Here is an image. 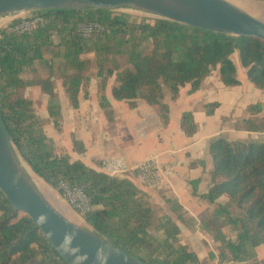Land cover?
Listing matches in <instances>:
<instances>
[{
    "label": "trees",
    "instance_id": "16d2710c",
    "mask_svg": "<svg viewBox=\"0 0 264 264\" xmlns=\"http://www.w3.org/2000/svg\"><path fill=\"white\" fill-rule=\"evenodd\" d=\"M35 12L44 19V24L31 31L13 30L22 18H15L0 28V118L14 150L43 186L55 187L59 179L85 186L96 209L84 217H75L84 228L145 264H201L198 255L180 242L181 230L175 220L160 212L149 195L130 179L109 176L55 146L34 111L33 101L26 95L31 84L22 75L35 62L43 66L46 74L41 80V91L47 96V110L54 127L61 130L60 96L52 66L44 57V48L53 43V36L57 35L60 40L61 85L73 107L78 106L81 90L87 96L91 81L87 74L89 62L83 55L90 52L117 55L126 50L130 66L123 70L108 68L105 72L103 65L98 64L100 107L112 117L105 90L108 79L114 75V99L128 100L130 107H135L140 99L145 100L159 108L166 124L169 106L163 101L165 90L170 91L174 100L186 84L191 85L190 92H195L218 65L222 80L236 85L239 80L232 59L236 51L248 79L264 89V40L167 19L135 18L129 13L108 9ZM80 22H99L108 32L83 37L77 32ZM145 41L152 46L148 53L142 51ZM213 107L214 104L209 107L210 112ZM256 108L260 107L250 106V111ZM180 125L187 135L196 132L191 111L183 112ZM240 127L261 130L264 122L256 124L246 120ZM74 145L78 153L85 151L81 140L74 138ZM209 152L213 161L212 185L203 197L215 203L225 196L227 202L217 203L212 217L202 224L230 252L231 260L227 264H260L256 247L264 245V140L241 142L219 137L211 141ZM47 192L54 200L51 191ZM191 193L197 194L194 189ZM165 201L173 213L182 217L183 207L177 200L165 198ZM54 202L65 211L64 204ZM224 225L232 227L234 238L225 235ZM209 255L215 256L212 251ZM0 264H70L33 219L16 209L1 189Z\"/></svg>",
    "mask_w": 264,
    "mask_h": 264
},
{
    "label": "crops",
    "instance_id": "0c3cea01",
    "mask_svg": "<svg viewBox=\"0 0 264 264\" xmlns=\"http://www.w3.org/2000/svg\"><path fill=\"white\" fill-rule=\"evenodd\" d=\"M232 59L239 80L236 85H228L222 80L218 65L195 92H190L191 85L186 84L180 88L179 97L174 100L170 91L165 90L163 101L169 106L166 124L160 117L159 108L145 100L140 99L135 107H130L128 100L114 99L112 87L115 80L107 84L105 90L113 110L112 117H108L99 105L98 79L91 78L87 96H84L83 90L80 91L77 107L71 106L59 81L60 84L56 85L61 103V130L54 127L49 117L47 96L39 85L28 86L27 97L39 109L37 113L46 122L44 128L55 146L90 167L102 171L101 163L97 162L111 157H122L132 166L150 156L155 157L166 172V178L159 184H146L134 171L124 177L147 193L160 212L175 220L181 230L180 242L198 255L201 264H227L231 260L230 252L222 250L227 258L222 261L219 255L221 243L214 240L211 232L202 224L212 217L217 203L227 202L225 196L215 203L203 197L212 185L213 161L209 145L219 137L241 142L264 140V128L247 130L240 127L246 120H253L256 124L264 122V89L256 87L248 79L237 51ZM212 104L214 107L210 112ZM253 105L260 108L252 112L250 106ZM188 111L193 113L197 125L192 135H187L180 125L183 112ZM74 138L83 142V153L77 152ZM192 189L196 195H192ZM165 198L177 200L182 205V217L172 212ZM56 199L60 204L64 203L60 196ZM222 231L227 237H235L230 232V226H224ZM209 251L214 253L213 258ZM256 255L260 264H264V245L256 247Z\"/></svg>",
    "mask_w": 264,
    "mask_h": 264
},
{
    "label": "water",
    "instance_id": "95a60500",
    "mask_svg": "<svg viewBox=\"0 0 264 264\" xmlns=\"http://www.w3.org/2000/svg\"><path fill=\"white\" fill-rule=\"evenodd\" d=\"M131 7L152 17L264 40V21L229 0H0V16L32 10ZM0 189L70 264H145L79 225L25 172L0 118Z\"/></svg>",
    "mask_w": 264,
    "mask_h": 264
},
{
    "label": "rangeland",
    "instance_id": "374dc122",
    "mask_svg": "<svg viewBox=\"0 0 264 264\" xmlns=\"http://www.w3.org/2000/svg\"><path fill=\"white\" fill-rule=\"evenodd\" d=\"M230 1L232 3L240 6L242 9H244L248 13L252 14L253 16L259 18L262 21H264V0H230ZM115 10L117 12L129 13L135 18H138V17H141V16L152 17L151 15H149V14H147V13L141 11V10L134 9V8H131V7H121V8L115 9ZM34 15H37L35 10L22 11L20 13H11V14L9 13V14L1 15L0 16V28L2 26L6 25L7 23H9L10 21H12L15 18L27 19V18H30V17H32ZM52 40H53L52 41L53 43L50 46L44 48V57L48 61V64L52 66V69H53V72H54V83H55V86L58 87V85H56V84H60V82H62L61 71L59 69V65H60V63L62 61V57L60 56V54L62 53V50L60 49L59 37L57 35H54ZM151 48H152V46L150 45V43L148 41H145L143 43L142 51L144 53H148L151 50ZM83 57L85 59H87L88 62H89V67L90 68H89V71H88L87 74L89 76H91V78L94 79V80L98 79V77L96 75L97 69H98L97 68L98 64H102L103 65V67L105 68V72L107 71L108 68H117V71H121L125 67L130 66V63L128 61V52L126 50H124L122 53L117 54V55L107 54V53H103V52H100V53L90 52V53L84 54ZM45 74L46 73H45V71L43 69V66L40 63L35 62L34 65L31 67V69L26 71L22 76H23V78L25 80L29 81V83L31 85L36 83L37 85H39L41 87V80H42V77ZM113 80H115V76L114 75L108 79V84H110ZM97 86L99 88V82H98ZM27 91H28V88L26 89V95H27ZM33 108H34V111L36 112V114H37L42 126L44 127V124L46 122H44L40 118V116L38 115L39 109L36 108L34 104H33ZM59 149H62V148H59ZM22 164H23V166L28 167L27 164L25 162H23V161H22ZM29 176L34 180V182H36L38 184V181L36 180V177H35V175L33 174L32 171L29 173ZM38 186H39V184H38ZM40 186H39L40 189L44 192V194L54 204H55L54 201L57 202L56 197H59V196L61 197V199L64 201V203H63L65 205L64 206V210L66 212L63 211L61 208L60 209L64 212V214L68 215L69 217L71 215L70 213L75 214V216L72 215L73 217H70L75 222H77V220H75V217H78V216L84 217V215H81L79 212H77L75 209H73L72 207H70L67 204V202L64 200V198L61 196L60 192H58L56 186L55 187H50V188L46 186L47 187L46 188L41 183H40ZM44 189H47V191H49V192L51 191L52 195L54 196V200H52L50 198L48 192L45 191ZM55 205L58 206L57 204H55ZM68 210H69V212H67ZM224 226H230V225H224ZM230 232H233V234L235 235V232L232 229V227H231V231ZM230 232L228 233V236L230 235ZM223 249L224 248L222 246H220V251L221 252H219V255H220V258L222 259V261H226L227 258H226V255L222 252ZM217 264H223V262H220V263H217Z\"/></svg>",
    "mask_w": 264,
    "mask_h": 264
},
{
    "label": "built area",
    "instance_id": "2783aa9c",
    "mask_svg": "<svg viewBox=\"0 0 264 264\" xmlns=\"http://www.w3.org/2000/svg\"><path fill=\"white\" fill-rule=\"evenodd\" d=\"M44 24V19L39 15L23 19L13 27L16 32H26ZM77 32L83 37H96L108 32V28L99 22H80ZM100 168L102 172L116 178H123L130 171H134L148 185L155 186L166 178V172L162 170L157 159L153 156L130 165L122 157H111L102 160ZM58 192L67 204L81 215L92 213L96 206L92 203L84 185L71 184L66 179H59L56 185Z\"/></svg>",
    "mask_w": 264,
    "mask_h": 264
},
{
    "label": "bare ground",
    "instance_id": "6f19581e",
    "mask_svg": "<svg viewBox=\"0 0 264 264\" xmlns=\"http://www.w3.org/2000/svg\"><path fill=\"white\" fill-rule=\"evenodd\" d=\"M230 1V0H229ZM241 8V7H240ZM24 167V170H25V172L29 175V173H30V171H29V169L26 167V166H23ZM37 180V179H36ZM38 181V180H37ZM39 184V186H40V182L38 183ZM41 187V186H40ZM67 208V207H66ZM68 209V208H67ZM71 212V211H70Z\"/></svg>",
    "mask_w": 264,
    "mask_h": 264
}]
</instances>
